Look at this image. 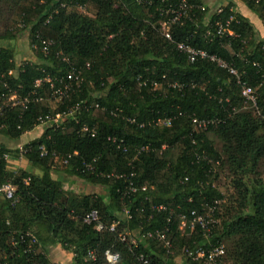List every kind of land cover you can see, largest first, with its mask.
I'll return each mask as SVG.
<instances>
[{
  "label": "trees",
  "instance_id": "obj_1",
  "mask_svg": "<svg viewBox=\"0 0 264 264\" xmlns=\"http://www.w3.org/2000/svg\"><path fill=\"white\" fill-rule=\"evenodd\" d=\"M136 1L18 0L15 4V18L0 35V42L13 41L26 32L31 46L41 48L40 39L52 45L47 55L34 51L38 62L20 67L12 48L0 46V93H7L3 83L20 96L31 92L36 80L50 78L57 85L56 80L65 78L70 70L69 63L84 70V81L54 110L45 83L39 89L45 100L30 104L23 113L18 108H0V135L18 141L37 126L39 116L85 104H80L75 119L70 117L58 129H45L25 145L23 159L36 174L11 171L1 155L17 160V151L0 145V184L11 182L17 197L14 204L0 203V264H53L49 247L55 244L73 255L72 264H108L107 251L118 255L116 264H141L140 255L150 264H204L182 255L184 248L208 245L199 227L179 231L178 216L192 210L203 215L202 209L206 213L215 202L219 204L214 218L220 223L210 243L225 246L224 263L264 264V176L258 171L264 161V122L248 110L233 112L242 105L240 87L233 77L207 60L189 63L175 46L187 43L231 64L242 74V81L256 90L258 108L264 115V40L246 18L233 12L230 3L221 14L210 15L209 21L213 26L233 16L232 37L205 39V16L199 12L195 23L171 25L173 42H169L152 28L161 20L168 21L157 13L159 3L145 7ZM240 1L264 24V0ZM9 71L17 75L8 77ZM153 82L158 84L156 89ZM175 83L184 87L171 88ZM95 104L100 109H94ZM116 108L138 123L175 119L169 128L139 129L111 117L109 111ZM192 118H221L225 123L195 133ZM82 126L94 128L95 138L81 137ZM109 136L123 139L128 152L116 150L107 141ZM148 144L155 151L137 156V148ZM69 155L63 173L75 185L91 191L65 190L64 180L53 177L58 167L55 156ZM84 164L93 166L96 174L85 171ZM221 168L232 175V193L227 197L216 187ZM99 172L128 178L134 173L128 180L138 191L132 193L127 181L101 177ZM146 186L153 190L143 192L141 188ZM161 205L174 210L168 227L175 256L166 255L161 244L151 239L139 241L137 247L120 241L127 233L141 236L164 229L168 213L156 209ZM125 208L130 210L131 220L124 217ZM91 211L99 214L105 226L117 223L115 232H97L93 224H84L83 218ZM27 232L37 239L30 253H25L28 240L15 244ZM89 252L94 253V260L88 258Z\"/></svg>",
  "mask_w": 264,
  "mask_h": 264
},
{
  "label": "built area",
  "instance_id": "obj_2",
  "mask_svg": "<svg viewBox=\"0 0 264 264\" xmlns=\"http://www.w3.org/2000/svg\"><path fill=\"white\" fill-rule=\"evenodd\" d=\"M201 2L202 0H137L136 4L138 6H152L155 2H158L161 8H157V13L159 14L160 18L168 17V21H160L157 25H152V28L158 32L165 40L169 42H173L171 33H170V26L171 25H181L184 21L186 22H196V14L202 13L205 16V19L202 21L203 25L206 27L204 38L207 40L212 41L213 39L217 38L219 40L223 39L224 37H232L233 32L230 30V24L234 21V17L230 16L228 20L225 22L222 21H216L213 26L210 25L209 16L210 15H219L222 12L223 7H218L211 11L208 9L203 3L199 4L197 2ZM240 1V0H238ZM256 3L259 2V0H255ZM116 6V5H115ZM64 7V6H62ZM79 10L81 12H85L86 10L84 7H79ZM233 12H235L233 10ZM49 20L46 21L48 23ZM39 44L41 45V48L38 47V45H32V51L39 49L40 52H42L44 55L48 54V48L52 45V42H46L43 40H39ZM176 50H178L180 53L187 56L189 63H194L197 60H207L210 63L214 64L217 68L220 70L228 73L231 77L234 78L236 84L240 87V99L242 100V105L240 109L236 110V108H233L234 113H238L241 111H251L253 114L257 117H259L264 122V115L261 114L259 108H258V95L255 89H253L251 86H249L246 82L242 81V74H240L231 64L227 63L226 61L220 59L216 55H212L207 53L204 50L197 49L193 47L190 44L187 43H176ZM63 62L69 63V61L66 58L62 59ZM33 63V62H32ZM70 67V70L68 71L65 78H60L57 81V85H55V82L52 81L50 78H44V80H36L33 85V90L29 92L28 94L24 96L18 95L16 92H12L6 83H3L4 90L7 91V93H0V108H18L21 113L26 111L28 109V106L35 102H41L44 99L39 94V89H41L43 83L48 84L49 92H50V98L53 101H58L59 103H62L72 92L74 87H79L82 82L84 81L83 73L84 70L82 68H77L70 63L68 64ZM22 65H18L17 67H20ZM86 70L90 69V66L87 64L85 66ZM15 71H9L7 76L8 77H15L17 74ZM2 79L5 78V75L1 76ZM145 85V83H139V86ZM153 89H156L158 84L156 82H153L152 84ZM173 89H182L184 86L182 84L175 83L170 86ZM100 97V96H99ZM227 102V101H226ZM85 104L84 102H81L79 104L74 105L71 109L63 112H57L55 114H46L41 115L37 118V126L35 129H40L42 131V134L45 129L47 128H54L58 129L67 119L70 117L75 119V115L81 111L82 107L80 104ZM86 108V107H83ZM92 108V107H88ZM94 109H100L99 104L94 105ZM88 110V109H86ZM109 115L114 118H120L123 121H125L128 124H135L139 129H145L146 127H152V128H169L175 119L174 117H168V118H159L156 120H151L148 122H137L135 118H130L125 116L121 110L118 108L114 110L109 111ZM181 115V114H180ZM192 126H193V132H199V131H206L208 128L213 126H218L225 123V120L218 118V119H211V120H200L197 118L191 119ZM79 134L81 137H90L95 138L96 136V130L94 128H89L87 126H82L79 130ZM107 141L115 146L116 150L121 151L122 153L126 154L128 152V146L125 144V141L123 139H118L117 137H107ZM25 145L19 146L17 151V158L23 159V156L27 152V149L25 148ZM192 145H195V142H192ZM165 146L161 147V150H164ZM41 154L44 155V149L41 148ZM155 149L152 148L150 144L148 145H142L137 148L136 155L139 156L144 153L154 152ZM74 155H77L76 153ZM1 158L4 160V162L7 163L9 166L12 158L7 154H2ZM71 156H67L64 158L55 156L54 162L56 166L66 167L69 164V159ZM95 163V160L93 161ZM83 168L85 171L90 172L91 174H96L93 166L90 164H84ZM84 172V170H83ZM97 175L101 177H107V178H115L117 180H125L128 182L127 189L135 193L138 191V188L133 185L132 182H130L129 178H134V173H131L129 175V178L125 174H109L104 175L102 172L97 173ZM143 192L147 190H153L152 186H146L141 188ZM125 195V194H124ZM9 202L11 204H14L17 202L16 197V188L11 182H5L3 184H0V201ZM219 202H215L213 206L208 207V211L206 210V213L203 210V215L198 214L195 210H192L189 215L180 214L179 217V231H184V229H189L190 232H192L196 227H199L202 231V236L204 240L207 242L208 248L206 247H199L195 250L184 248L182 250V255L192 261H200L202 260L204 264H225L224 258H225V246L222 243H210V238L213 232L215 231L216 226L219 225V220L214 218V212L216 207L218 206ZM158 211L167 212L168 217L166 219V227L164 229H155L153 231H147L144 232L141 236L136 234L127 233L122 236H120L121 242H128L130 245L137 247L139 241L143 239H151L158 244H161L163 250L166 252V255L173 257L175 256V250L173 246V242L170 238L169 234V224L172 221V218L174 216V210L170 209L168 210L165 206L161 205L156 208ZM123 215L126 219L131 220L132 215L130 213V210L125 208L123 210ZM82 222L86 225H94L95 230L97 232L102 231H108L109 233H114L117 227V223H111L109 226H105L102 224L101 219L99 217V214L96 211H91L88 214L85 215ZM29 241L30 244L25 247V253H30L33 249L34 245H37V239L34 236L33 233L27 232L24 234H21L17 237V242L15 244H25L26 241ZM105 259L108 264H116L118 261V255L113 254L111 251L105 252ZM88 258L90 260H94V253L89 252ZM138 260L141 264H150L148 258H146L144 255H140L138 257ZM223 260V263H222Z\"/></svg>",
  "mask_w": 264,
  "mask_h": 264
},
{
  "label": "rangeland",
  "instance_id": "obj_3",
  "mask_svg": "<svg viewBox=\"0 0 264 264\" xmlns=\"http://www.w3.org/2000/svg\"><path fill=\"white\" fill-rule=\"evenodd\" d=\"M17 1L18 0L0 1V35H2L5 31V28L8 27L9 21L15 18L13 15V9ZM245 10L244 8L241 9V11L242 12L244 11V13L246 12ZM248 14L250 15V20L252 24L255 26L254 28L260 31L259 36L264 38V24H261L262 23L261 20L256 15L254 16L253 15L254 13L252 14L248 13ZM28 35L29 34L25 32L24 34H22L20 37H18L13 41L0 42V46L3 45L4 47L12 48V50L14 51V56H15L14 60L16 66L22 65L26 62H33V63L38 62L37 57L32 51L30 45V39ZM50 104L52 109L54 110L59 106L60 103L58 101L52 100ZM40 133H41L40 129L34 128L30 133H27L24 136H22L21 139L18 141H11L8 138L0 135V145L11 148V150H16L19 146H22L34 139H37L40 136ZM20 165L21 164L17 165V168L15 169L19 170V168H21ZM24 168L25 170L26 169L31 170L34 174L38 172L33 168L30 169L29 166H24ZM64 169H65L64 167L58 166L57 170L54 171L53 177L57 179L59 177V173H61V176H63L62 179L64 180V186H63L64 189L68 191H73L75 193H81L80 190L78 189V185H75L70 178H64L66 176L65 173H63ZM258 171L260 175L264 176V161L260 164ZM217 174H218V180L216 182V187H218L219 191L222 192V194H224L227 197L232 193V189L230 187L231 184L230 181L232 175H230V173H228V171L223 168L219 169ZM218 220L220 222V219Z\"/></svg>",
  "mask_w": 264,
  "mask_h": 264
},
{
  "label": "crops",
  "instance_id": "obj_4",
  "mask_svg": "<svg viewBox=\"0 0 264 264\" xmlns=\"http://www.w3.org/2000/svg\"><path fill=\"white\" fill-rule=\"evenodd\" d=\"M202 3L211 11H213L214 9H216L218 7H225L228 4L232 3V4H234L233 10L235 12L241 14L244 18H246L250 22V24L253 26V28L255 27L250 20V15L248 14V13L252 14V12H250V10L241 1H238V0H202ZM243 8H244V10L246 9L245 13H244V11L243 12L241 11V9H243ZM253 15L255 16V14H253ZM261 24H263V23H261ZM254 29H256V28H254ZM256 32L259 35L260 31L257 30ZM260 38L264 40V38H262V37H260ZM41 135H42V131L40 133V136ZM4 147H6V146H4ZM6 148H8V147H6ZM8 149H11V148H8ZM19 164H21L20 165L21 168H19V170H25L24 166H29L28 163L24 159H20V160L17 159V160H12L8 167L11 171H17L15 168H17V165H19ZM30 169H31V167H30ZM55 170H57V168H55ZM27 171L32 172L31 170H27ZM62 178H63V176H61V173H59V177L57 179H62ZM64 178H68V176H65ZM78 189L80 190V192H84V190H86V189L91 191L90 188L83 187L80 185H78ZM2 202L3 201L1 200L0 203H2ZM49 259H50L51 263H53V264H72L73 255L67 251H64L60 245L55 244V245H51L49 247Z\"/></svg>",
  "mask_w": 264,
  "mask_h": 264
}]
</instances>
